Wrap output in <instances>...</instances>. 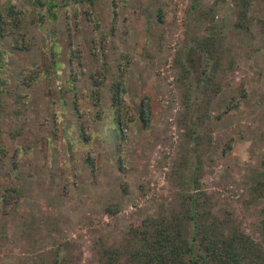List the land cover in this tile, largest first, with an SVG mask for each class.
I'll return each instance as SVG.
<instances>
[{
	"label": "rangeland",
	"instance_id": "374dc122",
	"mask_svg": "<svg viewBox=\"0 0 264 264\" xmlns=\"http://www.w3.org/2000/svg\"><path fill=\"white\" fill-rule=\"evenodd\" d=\"M11 1L30 14L29 3ZM59 1L55 21L23 20L28 48L1 38L0 76L26 96L6 98L0 111V195L8 185L19 192L0 203V264H100V242L177 206L171 172L184 156L198 165L214 212L229 211L264 248V0H252L243 19L235 0ZM208 7L221 48L210 81L198 49L182 53L203 33L199 10ZM52 53L56 71L18 83ZM119 73L115 114L109 86ZM140 100L150 107L145 124ZM190 126L201 135L197 156L184 135Z\"/></svg>",
	"mask_w": 264,
	"mask_h": 264
},
{
	"label": "trees",
	"instance_id": "16d2710c",
	"mask_svg": "<svg viewBox=\"0 0 264 264\" xmlns=\"http://www.w3.org/2000/svg\"><path fill=\"white\" fill-rule=\"evenodd\" d=\"M32 7L30 14H26L21 8L15 6L11 0H5L0 8V44L1 38L8 36L13 48H28L29 40L23 37L21 25L23 20L28 19L35 25H40L47 20L55 21L58 17L57 8L61 4L59 0H22ZM237 5V17L243 19L252 0H235ZM62 1V4H65ZM192 7L195 5L192 3ZM196 8V7H195ZM199 10V9H198ZM203 33L192 36L187 44L184 42L183 52L188 53L191 43L192 48L198 49L203 59V70L207 81L212 80L213 73L218 67L220 52V33L216 24L212 21L206 24L205 19H213V9L199 10ZM198 13V14H199ZM204 16V17H203ZM202 17V18H201ZM241 27L239 20L235 23ZM177 57V56H176ZM188 57L181 61L180 68L186 77ZM177 61V58H175ZM210 62L212 63L209 67ZM6 66L5 50L0 45V71ZM58 59L52 53L50 58L42 61V66L37 69H24L20 72L19 82L28 86L36 76H47L50 71H56ZM122 72V69H119ZM110 84L111 105L117 114V104L120 100L119 93L124 91L121 74ZM183 74V73H182ZM187 86V85H186ZM184 93V99L188 101L191 92L188 89ZM201 91V90H200ZM194 92H196L194 90ZM97 91L95 90L94 95ZM26 93L18 91L17 85H9L7 80L0 76V111L2 104L9 102H23ZM195 96L191 98V104L184 102L183 113L194 116ZM149 103L140 100L138 118L145 124L148 119ZM15 113L18 112L14 108ZM198 116L195 117L197 119ZM200 113V122L202 121ZM116 119V117H115ZM194 126L198 123L195 122ZM19 128L13 131L18 134ZM191 142V151L194 156L198 155L199 138L193 126L187 127L184 132ZM229 144H226L228 147ZM4 148L0 147V155ZM88 162L91 161L87 158ZM12 167H16L15 160H11ZM196 163L190 164L188 157L184 156L174 169V191L177 201L176 207H170L167 213H158L154 216H144L133 221L126 228L120 239L113 244L100 242L97 251V260L100 264H264V248L256 240L245 233L236 222L232 214L227 210L214 212L210 197L199 186V172ZM260 184H263L261 182ZM261 191L260 185L252 186ZM0 195V203H7L9 197L19 195L17 188L8 185L3 188ZM264 190V188H263ZM109 211L111 209L108 208ZM99 243V242H98Z\"/></svg>",
	"mask_w": 264,
	"mask_h": 264
}]
</instances>
